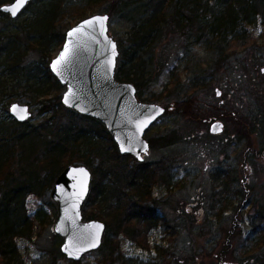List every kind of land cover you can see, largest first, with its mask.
Returning <instances> with one entry per match:
<instances>
[{
  "label": "rangeland",
  "instance_id": "374dc122",
  "mask_svg": "<svg viewBox=\"0 0 264 264\" xmlns=\"http://www.w3.org/2000/svg\"><path fill=\"white\" fill-rule=\"evenodd\" d=\"M70 2L63 22L69 27L78 21L81 11L86 9V5L79 3V0ZM115 2L116 0H103L89 5L86 15L106 14L105 11L113 7ZM147 8L150 13L152 6ZM161 8L167 13L168 3H163ZM129 17L132 19L134 15L116 10L109 18L108 32L115 42L125 39L131 21ZM18 24L6 23V36L12 40L23 35ZM238 29L235 40L229 36L224 38L223 50L226 57L221 60L218 59L219 49L215 43L206 44L203 40L202 43L195 44L184 37L175 44L171 43L173 39L163 42L167 44L164 58L153 69V79L143 89V94L146 97L153 96L149 103L171 109L145 131L144 137L149 140V150L144 154L143 162L154 164L164 161L168 183L153 184L151 190L152 197L158 200L156 211L163 216L165 222L146 232L142 231L140 238L144 240V246L135 244L129 237L119 233L116 240L126 264L252 262L247 256L248 249L252 246L250 238H253L250 236L253 228L248 216L254 217V202L243 208L239 206L242 199L246 200L248 193H251L263 206L259 207L256 203V209L264 208V156H257L255 153L264 144V132L261 126L251 132L246 129L249 139H239L231 134L233 122L228 118L235 112L248 114L259 106H264V72L261 71L264 67V22L257 18L254 25L242 24ZM59 49L55 47L51 56L55 57ZM17 52L22 55L20 61L23 71L20 68L11 70L7 68V64L0 65V122L13 126V118L8 111L10 105L14 102L26 104L32 113L26 127L39 130L40 123L51 117L52 111L57 108L54 106L50 112H41V102L45 100L39 96L33 97L29 91L25 65L32 67L33 72L38 73V78L43 79L46 73L45 63L42 64L39 56L23 44L16 54ZM192 81L195 82L194 88L190 87ZM216 90L220 91V96H217ZM63 91L64 89L60 91V95ZM55 94L50 90L46 98H52ZM188 97L199 109L196 110L195 117H191L186 123L187 117L176 114L175 108L176 101ZM215 120L224 123V129L218 135L209 133L211 122ZM57 121L62 126L65 123L64 119L58 117H54L50 123L54 125ZM188 124L195 127L196 137L186 140L181 137L174 144L162 145L161 138L166 133L176 128L180 129L177 133L182 134ZM35 150L41 153L42 146L37 145ZM75 163L84 165L83 162ZM50 191L43 198L29 193L24 200L25 213L33 220V233L30 240L14 238L24 264H73L61 253L62 239L53 230L57 206L51 199ZM37 211L44 219L41 224L33 216ZM259 228L264 230V224ZM227 236L236 237L235 240L230 238L233 259L224 258V262H219V253ZM261 247L264 248V244ZM78 264L121 263L105 260L102 250L98 248L82 256Z\"/></svg>",
  "mask_w": 264,
  "mask_h": 264
},
{
  "label": "trees",
  "instance_id": "16d2710c",
  "mask_svg": "<svg viewBox=\"0 0 264 264\" xmlns=\"http://www.w3.org/2000/svg\"><path fill=\"white\" fill-rule=\"evenodd\" d=\"M11 1L0 0V6ZM102 1L79 0V3H84L87 9L89 5ZM165 2L169 8L167 13L161 8ZM70 3V0H32L16 19L0 12V65L7 64L11 70L20 68L23 71L22 55L18 52L17 55L16 51L22 44L29 48L39 56L42 64L45 63L46 73L43 79L38 78V73L25 65L28 89L33 97L39 96L45 100L41 102V112H50L54 106L57 108L52 111L51 117L40 123L39 130L26 127L28 121L19 123L13 120L14 128L0 122V264H24L14 241L15 237L30 240L33 233V220L25 213L24 200L29 193L43 198L52 189L60 171L70 163L83 162L91 171V187L82 214L86 220L97 219L106 224L100 245L105 260L126 264L116 240L119 233L144 246V240L140 238L142 231L146 232L165 222L156 211L158 200L152 197L151 190L153 184L168 183L164 161L154 164L139 162L128 154H120L101 121L77 114L61 104L60 91L64 87L52 76L48 64L53 58L51 51L55 47L61 48L64 33L69 28L63 22ZM149 5L152 6L150 13L146 10ZM112 6L105 11L109 18L116 10L134 15V18H128L131 21L125 39L117 41L119 56L114 74L119 82L134 84L135 95L141 102H151L153 99V96L146 97L143 89L152 81L153 69L164 58L167 45L164 41L173 39L171 43L175 44L184 37L195 44L203 40L206 44L215 43L219 49L218 59L221 60L226 57L223 50L226 36L235 40L239 25H254L257 18L264 22V0H116ZM86 9L81 11L78 20L87 17ZM6 23H19L22 37L12 40L6 36ZM16 43L18 46L15 47ZM194 86L195 82L192 81L190 87ZM50 90L56 94L46 98ZM176 104L175 113L186 116V123L195 117L199 109L190 97L178 100ZM170 109L165 106L164 113ZM54 117L64 119L63 126L59 124L60 121L51 125ZM228 119L233 122L231 134L239 139H249L247 132L260 126L264 132V106L248 114L235 112ZM178 130L175 128L166 133L161 138L162 145L174 144L181 137L185 140L196 137L193 125L188 124L186 132L182 134H178ZM37 145L42 146L41 153L36 152ZM255 153L264 156V144ZM248 195L246 200L242 199L239 207L252 202L263 207L251 193ZM254 204V217L248 216L253 228L250 234L253 237L250 238L252 246L247 255L252 262L248 264H264V248L261 247L264 244V230L259 228L264 224V208L256 209ZM34 216L39 224L44 222L38 211ZM231 237H226L219 253V262H224L226 258L233 259ZM73 264H78V261Z\"/></svg>",
  "mask_w": 264,
  "mask_h": 264
},
{
  "label": "water",
  "instance_id": "95a60500",
  "mask_svg": "<svg viewBox=\"0 0 264 264\" xmlns=\"http://www.w3.org/2000/svg\"><path fill=\"white\" fill-rule=\"evenodd\" d=\"M31 1L12 0L2 4L0 12L16 19ZM12 10L16 11L15 15ZM95 17L107 19L102 23H86ZM108 20L107 13H95L75 22L65 31L62 46L48 66L52 76L64 87L62 106L101 121L120 154L143 162V156L149 150L144 133L164 116L165 106L139 101L134 84L115 78L119 53L117 42L108 32ZM78 27L80 32L68 35ZM65 46V58L54 68L53 62L65 52ZM261 71L264 72V67ZM216 94L220 96V91L216 90ZM8 111L19 123H26L32 115L28 105L16 102ZM21 116L25 118L21 119ZM223 129L224 123L215 120L211 122L209 133L218 135ZM91 177V171L85 165L70 163L60 171L50 191L57 206L53 230L62 239L61 253L73 262L100 247L106 226L100 220L83 218L82 209L91 187Z\"/></svg>",
  "mask_w": 264,
  "mask_h": 264
},
{
  "label": "snow or ice",
  "instance_id": "6c2138e0",
  "mask_svg": "<svg viewBox=\"0 0 264 264\" xmlns=\"http://www.w3.org/2000/svg\"><path fill=\"white\" fill-rule=\"evenodd\" d=\"M12 14L15 15L16 11L12 10ZM106 19H107L106 17H104V18L95 17V18H93V20L87 21L86 23L89 24V25L94 24V23H102L103 20H106ZM80 31H81V28L78 27L77 29H74L73 32H70L68 35L72 36L74 32H80ZM113 48H115V45H113ZM66 52H67V46H65V52H62L60 57L56 61L53 62V67L54 68H55L56 65H59L61 63V61L65 58ZM20 118L24 119L25 117L21 116Z\"/></svg>",
  "mask_w": 264,
  "mask_h": 264
},
{
  "label": "built area",
  "instance_id": "2783aa9c",
  "mask_svg": "<svg viewBox=\"0 0 264 264\" xmlns=\"http://www.w3.org/2000/svg\"><path fill=\"white\" fill-rule=\"evenodd\" d=\"M29 207H30V206H29ZM29 207H28V208H29Z\"/></svg>",
  "mask_w": 264,
  "mask_h": 264
},
{
  "label": "flooded vegetation",
  "instance_id": "af4514ba",
  "mask_svg": "<svg viewBox=\"0 0 264 264\" xmlns=\"http://www.w3.org/2000/svg\"><path fill=\"white\" fill-rule=\"evenodd\" d=\"M151 229V228H150Z\"/></svg>",
  "mask_w": 264,
  "mask_h": 264
}]
</instances>
